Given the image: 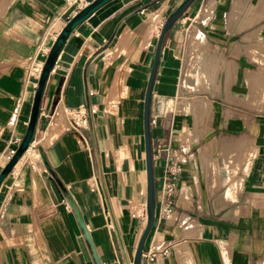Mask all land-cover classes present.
<instances>
[{
	"label": "crops",
	"instance_id": "0c3cea01",
	"mask_svg": "<svg viewBox=\"0 0 264 264\" xmlns=\"http://www.w3.org/2000/svg\"><path fill=\"white\" fill-rule=\"evenodd\" d=\"M179 1L108 0L66 37L29 145L0 182V264H131L144 223L133 215L145 202L143 93ZM68 7L0 0V166L26 127L32 65ZM263 62L264 0H191L164 33L148 113L154 217L139 264H264ZM80 105L95 111L73 126L67 110ZM164 144L180 158L167 218ZM163 242L168 253L148 260Z\"/></svg>",
	"mask_w": 264,
	"mask_h": 264
},
{
	"label": "water",
	"instance_id": "95a60500",
	"mask_svg": "<svg viewBox=\"0 0 264 264\" xmlns=\"http://www.w3.org/2000/svg\"><path fill=\"white\" fill-rule=\"evenodd\" d=\"M106 1L108 0H89L87 3L76 9H75V3H73L65 11L66 20L62 25V27L60 28V30L55 35L54 39L52 40L47 50V53L42 61V64L40 66L24 133L21 139L19 140L17 146L10 154V156L0 166V182L5 177V175L10 171L16 160L20 157V155L25 151V149L29 145L30 138L32 137L34 130L35 120L38 113L39 99H40L43 83L46 76L48 75L50 68L54 64V61L61 49L64 40L66 39V37L69 35V33L72 31V29L77 23L85 19L92 11H94L96 8H98ZM190 2L191 0H180L166 14L163 21L161 22L155 40L153 55L145 83L143 100H142V139H143V159H144V172H145V202H144L145 216H144V223L141 232L138 236V239L134 247L131 264H139L140 262L142 246L145 237L151 227L154 217V186H153L148 113H149V100H150L151 88L159 58L161 42L166 30L179 17V15L183 12V10L187 7V5ZM110 38L103 46H101L100 49L104 48L108 44Z\"/></svg>",
	"mask_w": 264,
	"mask_h": 264
},
{
	"label": "built area",
	"instance_id": "2783aa9c",
	"mask_svg": "<svg viewBox=\"0 0 264 264\" xmlns=\"http://www.w3.org/2000/svg\"><path fill=\"white\" fill-rule=\"evenodd\" d=\"M65 3L70 6L71 4L75 3V7H80L84 5L85 3L88 2V0H64ZM40 64H34L32 65V70L33 72L37 73L39 71ZM67 110V109H65ZM68 114L71 115L72 118L76 120V122H72L73 126L77 125V122L80 124L85 123L86 121V112L92 113L95 111V108L88 105L87 106V111L85 110L83 105H80L73 111L67 110ZM162 149L165 150L167 155H169V160L167 161L165 167H164V172L161 176V181H160V208H159V216L167 218L171 215L173 212L172 205L175 202V195H176V190L177 186L174 183V180L176 179L177 175L180 173V158L178 155L173 154L169 147L164 144L162 146ZM12 153V149L9 150L7 153V158L10 156ZM134 216L138 218L144 219L145 212L144 208H141L137 212L133 213ZM170 249V245H168L167 242H163L162 244L157 245H151L149 249L144 253L146 258L148 260H154L158 255H164L168 253V250Z\"/></svg>",
	"mask_w": 264,
	"mask_h": 264
},
{
	"label": "rangeland",
	"instance_id": "374dc122",
	"mask_svg": "<svg viewBox=\"0 0 264 264\" xmlns=\"http://www.w3.org/2000/svg\"><path fill=\"white\" fill-rule=\"evenodd\" d=\"M247 39V41H249L250 42V38H244V40H246ZM243 52H250L247 48H243ZM262 62V61H261ZM264 63V62H263ZM259 66V65H258ZM261 66H263V65H261ZM250 68L252 69V66H250ZM229 78V77H228ZM226 79H227V76H226ZM227 80H229V79H227ZM251 82V81H250ZM247 92H249V93H251V88L249 89V91H247ZM261 94V96H262V92L260 93ZM250 155H252V153H253V146H250ZM247 164H249V163H247Z\"/></svg>",
	"mask_w": 264,
	"mask_h": 264
},
{
	"label": "bare ground",
	"instance_id": "6f19581e",
	"mask_svg": "<svg viewBox=\"0 0 264 264\" xmlns=\"http://www.w3.org/2000/svg\"><path fill=\"white\" fill-rule=\"evenodd\" d=\"M235 12H236V11H235ZM238 12H239V11H238ZM148 19H149V17H148ZM239 49H240V48H239ZM232 66H234V65H232ZM232 66H231V67H232ZM231 67H230V68H231ZM234 68H235V67H233V69H234ZM231 69H232V68H231ZM231 69L228 70V71H230V73L233 71V70L231 71ZM227 76H228V74H227ZM199 78H200V77H199ZM58 113H59V112H58Z\"/></svg>",
	"mask_w": 264,
	"mask_h": 264
}]
</instances>
